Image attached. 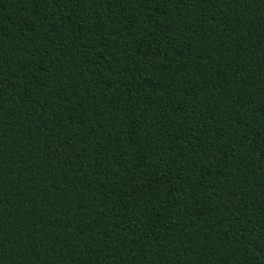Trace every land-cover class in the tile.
I'll return each mask as SVG.
<instances>
[{
	"label": "trees",
	"instance_id": "trees-1",
	"mask_svg": "<svg viewBox=\"0 0 264 264\" xmlns=\"http://www.w3.org/2000/svg\"><path fill=\"white\" fill-rule=\"evenodd\" d=\"M0 264H264V0H0Z\"/></svg>",
	"mask_w": 264,
	"mask_h": 264
}]
</instances>
